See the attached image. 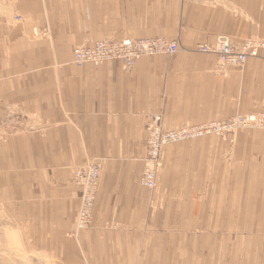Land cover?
<instances>
[{
  "label": "crops",
  "instance_id": "obj_1",
  "mask_svg": "<svg viewBox=\"0 0 264 264\" xmlns=\"http://www.w3.org/2000/svg\"><path fill=\"white\" fill-rule=\"evenodd\" d=\"M6 1L0 205L40 257L264 264V132L168 146L156 188L138 184L151 116L172 129L264 112V49L225 76L214 55L196 52L219 36L264 42V0ZM43 27L49 37L35 38L32 29ZM157 37L178 41L180 51L141 58L130 71L72 63L77 46ZM94 159L95 213L75 233L80 192L70 180Z\"/></svg>",
  "mask_w": 264,
  "mask_h": 264
},
{
  "label": "built area",
  "instance_id": "obj_2",
  "mask_svg": "<svg viewBox=\"0 0 264 264\" xmlns=\"http://www.w3.org/2000/svg\"><path fill=\"white\" fill-rule=\"evenodd\" d=\"M48 30V29H47ZM46 29H33L34 37L46 38ZM264 49V42L245 40L239 44L231 42L226 36H219L212 45H201L198 53L213 54L217 57L216 72L221 75L230 69L242 68L250 58L257 57L258 50ZM178 51L176 41L157 37L140 40H102L95 42L93 46L75 47L73 60L77 67L86 64L100 66L111 62H119L122 67L130 71L141 58L153 56L172 57ZM147 126L148 138L145 145V167L140 179V185L151 191L156 187V170L160 167L162 155L167 145L178 144L184 140L201 138L212 132L230 133L233 130L256 127L264 129V114L258 116L240 117L236 121L232 119L222 124L212 123L209 126L181 127L177 130L165 131L161 126V116L154 115ZM100 167L97 164L90 165L87 170L78 172L75 176V185L81 188L80 208L77 215L76 229L84 230L92 221L93 208L98 186Z\"/></svg>",
  "mask_w": 264,
  "mask_h": 264
},
{
  "label": "rangeland",
  "instance_id": "obj_3",
  "mask_svg": "<svg viewBox=\"0 0 264 264\" xmlns=\"http://www.w3.org/2000/svg\"><path fill=\"white\" fill-rule=\"evenodd\" d=\"M11 18H12L11 14L7 11V1L6 0H0V68L3 65V62L5 60V55H6L5 43H4L3 36H4L5 29L9 26V23H11ZM15 21L20 22L21 18L16 17ZM33 29H32V31H33ZM43 29L47 30L48 28L47 27L38 28V30H43ZM47 32H48L47 37H49V33H50L49 29L47 30ZM36 38L37 39H46V38H41V37H36ZM120 40H123V39H120ZM137 40H140V39H137ZM169 41H176V40H169ZM176 42L178 43V41H176ZM77 47H80V46H77ZM179 51H180V49L178 50V52ZM260 113H264V112H260ZM158 115H160V114H158ZM230 119L231 118H228V119H225L224 121H227ZM221 121H223V120H221ZM148 125L149 124H147V126ZM243 131H261V132H264L261 129H244V128H241V129H236L233 133L230 132V133H223L220 136L209 135V136H205V137H216V138L225 139V138H228L231 134H234L236 132H243ZM205 137L194 139V140H189V141L185 140L182 142H186V143H189V142L192 143L193 142L194 143V142L203 140ZM146 141H147V138H146ZM146 141H145V145H146ZM179 144H180V142H179ZM177 145L178 144H176V145L172 144V146L169 145V147H175ZM141 161H142V170H141L140 177L138 179V184L140 187H142L140 185V179L142 177L144 167H145L144 156H143ZM92 164H97L100 167L95 203H94V208L92 210V212L94 214L95 213V205L97 203V197H98L99 183H100L101 163L97 159H94V160H91L86 166L75 168V170L72 173V178L70 180V183L77 190H79L80 196H81V188L79 186L75 185V176L78 172H83L84 170H87V168ZM163 170H164V163L161 160L160 167H158L156 170V185H157V181L160 180L163 176H165ZM80 196H79V201H80ZM79 207H80V204H79ZM78 211H79V208H78ZM92 217H93V215H92ZM76 222H77V219H76ZM91 223L92 222L88 223L84 230L89 229ZM18 224H19L18 222L12 220L9 217V215L5 211V207L1 204L0 205V264H48V263H46V262H48V260L44 259L43 256L40 257V255L36 251V248L34 247L33 243H31V241L25 237V235L23 234V232L20 229V226ZM84 230L82 229V230L77 231V229L75 227V233H80Z\"/></svg>",
  "mask_w": 264,
  "mask_h": 264
},
{
  "label": "bare ground",
  "instance_id": "obj_4",
  "mask_svg": "<svg viewBox=\"0 0 264 264\" xmlns=\"http://www.w3.org/2000/svg\"><path fill=\"white\" fill-rule=\"evenodd\" d=\"M232 42V41H231ZM234 43V42H233ZM241 43V42H240ZM178 44V43H177ZM239 44V43H238ZM94 44H92L91 46H93ZM199 47V46H198ZM197 47V48H198ZM197 48H196V51H197ZM180 49V46H179V44H178V50ZM73 51H74V49H73ZM177 53H178V51H177ZM176 53V54H177ZM200 54H205V53H200ZM213 55V54H212ZM215 56V55H214ZM154 57V56H153ZM216 57V56H215ZM217 58V57H216ZM72 63L75 65V63H74V60H73V52H72ZM87 65V64H86ZM76 66V65H75ZM77 67V66H76ZM244 67V66H243ZM242 67V68H243ZM79 68V67H78ZM234 69V68H233ZM239 69H241V68H239ZM218 73V72H217ZM228 72H225V73H223L224 74V76L227 74ZM219 74V73H218ZM261 114H264V113H250V114H244V115H235V116H233V117H230L233 121H236L237 119H239L240 117H245V116H249V115H251V116H253V117H255V116H258V115H261ZM151 122V121H150ZM225 121L223 120V121H213V122H208V123H203V124H198V125H190V126H182V127H194V128H196L197 126L198 127H200V126H209L210 124H212V123H216V124H222V123H224ZM150 124V123H149ZM162 126V125H161ZM162 128H163V130H165V131H170V130H177L178 128H181V127H178V128H172V129H166V128H164L163 126H162ZM244 129H258V128H256V127H248V128H244ZM261 130H264V129H261ZM235 130H233L231 133H233ZM146 132H147V128H146ZM209 135H216V136H220L219 135V133L218 132H212V133H210ZM209 135H206V136H209ZM203 137H205V136H203ZM147 138H148V133H147ZM202 138V137H201ZM196 139H198V138H196ZM189 140H194V139H189ZM185 141V140H184ZM186 141H188V140H186ZM168 146V145H167ZM80 202V201H79ZM80 208V207H79Z\"/></svg>",
  "mask_w": 264,
  "mask_h": 264
}]
</instances>
